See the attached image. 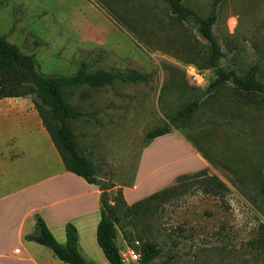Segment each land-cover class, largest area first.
Segmentation results:
<instances>
[{"label": "rangeland", "instance_id": "rangeland-1", "mask_svg": "<svg viewBox=\"0 0 264 264\" xmlns=\"http://www.w3.org/2000/svg\"><path fill=\"white\" fill-rule=\"evenodd\" d=\"M212 2L183 0L202 17ZM213 32L223 68L241 71L257 63L264 82V0H221ZM0 35L32 56L44 76L67 78L81 62L89 72L148 76L147 82L116 80L61 93L83 114L68 124L98 181L114 185L109 199L137 177L141 191L172 188L148 214L121 220L118 249L135 233L139 246L150 242L160 251L149 264H264V104L245 105L230 84L206 92L214 76L199 67L205 42L190 24L173 21L164 0H0ZM193 100L198 108L178 130L148 144L147 132ZM201 172L226 190L205 193L203 177H196Z\"/></svg>", "mask_w": 264, "mask_h": 264}, {"label": "trees", "instance_id": "trees-1", "mask_svg": "<svg viewBox=\"0 0 264 264\" xmlns=\"http://www.w3.org/2000/svg\"><path fill=\"white\" fill-rule=\"evenodd\" d=\"M164 1L173 21L178 24H190L205 42L207 55L203 66L199 67L210 69L214 76L206 92L209 93L215 88L230 84L236 97L242 99L245 105L256 104L258 101L264 104V82L259 78L257 63L241 71L225 69L220 65L223 52L213 32V25L217 20V4L221 0H213L206 17L200 16L193 8L185 5L183 0ZM116 80L124 83L147 82L148 76L135 70L122 73L98 69L89 72L85 62H81L75 74L67 78L59 75L44 76L36 70L32 56L21 53L14 44L9 43L4 36L0 35V100L11 97H31L33 107L49 134L64 168L98 188L100 220L96 228V242L108 264H122L115 242L116 228L121 220L148 214L151 203L165 201L172 190L168 188L161 192L158 191L131 205L124 201L121 189H117L116 195L109 199L107 190L113 188L114 185L98 181L92 163L79 151L76 136L68 123L80 118L83 114L65 101L61 94L63 89L78 85L99 89L112 85ZM198 105L199 100L184 104L173 115L168 116L167 122L147 132L145 138L148 144L158 137L171 133L172 129L178 130L179 125L192 116ZM201 156L206 159L204 155L201 154ZM196 177H203L200 183L205 193L216 195L226 190L221 181L212 177L207 178L203 172L198 173ZM261 195L264 197V172ZM110 201H119V204H111ZM35 225L36 234L25 236V240L44 245L56 259L64 264H90L78 250V237L72 225L67 224L65 227L66 242L64 245L55 240L38 215H35ZM135 238L139 242L138 237L133 233L131 244L128 246L134 245ZM138 253L140 258L136 264H149L160 251L154 243L144 242L138 247Z\"/></svg>", "mask_w": 264, "mask_h": 264}, {"label": "crops", "instance_id": "crops-1", "mask_svg": "<svg viewBox=\"0 0 264 264\" xmlns=\"http://www.w3.org/2000/svg\"><path fill=\"white\" fill-rule=\"evenodd\" d=\"M0 118V264H64L44 245L25 240L37 232L35 215L61 245L66 242V225H72L82 257L90 264H105L96 242L98 188L64 168L31 100H0ZM177 136L203 168L191 145ZM156 192L141 191L137 177L132 186L123 188L122 195L131 205Z\"/></svg>", "mask_w": 264, "mask_h": 264}, {"label": "built area", "instance_id": "built-area-1", "mask_svg": "<svg viewBox=\"0 0 264 264\" xmlns=\"http://www.w3.org/2000/svg\"><path fill=\"white\" fill-rule=\"evenodd\" d=\"M191 69V75L195 80H199V75L197 74V70L193 66H189ZM133 246L125 245L123 250L119 249V256L122 264H136L139 261L140 255L138 251L135 249L136 246H139V242L135 239L133 242Z\"/></svg>", "mask_w": 264, "mask_h": 264}]
</instances>
